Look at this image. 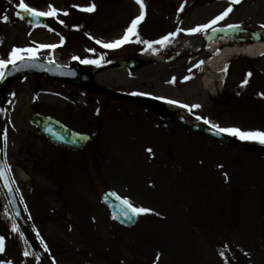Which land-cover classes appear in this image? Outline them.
I'll use <instances>...</instances> for the list:
<instances>
[{
    "label": "rangeland",
    "instance_id": "rangeland-1",
    "mask_svg": "<svg viewBox=\"0 0 264 264\" xmlns=\"http://www.w3.org/2000/svg\"><path fill=\"white\" fill-rule=\"evenodd\" d=\"M25 2L44 11L51 4L69 15L48 17L49 31L18 17L19 0H0V59H7L13 47L60 44L63 36L62 46L41 49L37 55L54 59L57 52L59 63L86 68L97 66L73 57L103 56L98 68L104 64L107 69L96 80L112 94L34 73L17 79L8 90L7 115L0 121L3 138L7 134L5 158L32 235L48 248L45 264H264V145L233 136L256 149L218 143L173 120L184 112L195 122L207 118L221 127L264 130V54L233 58L223 86L207 92L193 81L199 80L198 68L207 58L204 36L212 29L187 34L229 6L233 10L213 28L237 24L264 33V0L231 5L230 0H150L138 26L141 40H158L181 29L166 45H153L155 54L142 42L118 49L95 43L123 35L139 15L135 0ZM91 3L96 4L94 13L72 7ZM185 4L190 7L181 11ZM3 15L9 17L7 23ZM127 57H139L143 65L135 70L120 66ZM181 104L201 107L190 112ZM34 112L56 116L92 135L93 142L83 152L47 142L30 122ZM106 189L160 215H141L134 227H122L102 201ZM13 225L18 231H11ZM0 236L5 237L0 254L5 264H39L31 254L23 256L30 248L28 237L16 225L1 187Z\"/></svg>",
    "mask_w": 264,
    "mask_h": 264
},
{
    "label": "water",
    "instance_id": "water-1",
    "mask_svg": "<svg viewBox=\"0 0 264 264\" xmlns=\"http://www.w3.org/2000/svg\"><path fill=\"white\" fill-rule=\"evenodd\" d=\"M17 14L19 17L27 23L38 24L41 26H47L48 21L46 17H40L38 20L33 19L29 14L17 9ZM250 32L255 40L262 39V35L257 31H249L243 27H224L219 28L216 31H212L208 36L207 40L210 41L222 36L235 37L238 42H244L245 38H240L241 33ZM124 64L128 65L130 68H136L140 65V62L137 59H131L124 61ZM29 73H38L42 76L57 78L67 82H72L76 84L85 85L87 87H92L91 77L93 71L82 69L81 67L74 65L71 67L59 65L57 63H49L47 60L41 59L39 56L35 62H26L20 61L17 62V65H9L8 68L4 71L3 79H0V118L5 116L4 102L7 98V90L10 84L17 78L25 76ZM175 122L189 129L192 132L201 133L209 138L217 140L226 144H235L242 148L254 149L245 143L236 142L232 137L226 134L215 135V130L204 123H189L182 114H179L175 118ZM31 123L36 125L40 135L46 140L58 145L64 146L73 150L81 151L84 150L89 143L92 141L90 135L85 133H80L70 129L64 123H62L57 118L52 116L44 115L42 113H34L31 116ZM0 172H3V175L0 176V184L2 190L8 200L9 207L12 211L14 220L17 222L18 226L26 232L28 235L31 245L34 252L38 255L39 260L42 264L45 263L44 250L40 245H38L32 237L31 225L28 221L24 206L19 197L18 191L15 188L13 181L11 179L10 173L8 171L5 157H4V145L2 142V136L0 135ZM109 193H113L110 190H106L102 198L105 203L109 206L113 214L116 216V219L124 226H133L137 217L132 220H125L121 215L122 205L120 200L116 199L115 196H109Z\"/></svg>",
    "mask_w": 264,
    "mask_h": 264
},
{
    "label": "snow or ice",
    "instance_id": "snow-or-ice-1",
    "mask_svg": "<svg viewBox=\"0 0 264 264\" xmlns=\"http://www.w3.org/2000/svg\"><path fill=\"white\" fill-rule=\"evenodd\" d=\"M135 2L139 5V15L136 16L134 19L131 20L129 26L125 29L123 35L116 40H112L110 42H104L102 40L96 39L95 43L98 44L101 48L104 49H118L122 47L125 44H129L132 42L135 43H143L146 46V49L152 50L153 54H155V50L153 49V45H166L169 43L172 39L175 38L177 33L181 31V29L177 28L175 32H171L162 38L154 41H149V40H141L138 32V26L141 24V22L145 19L146 16V6L144 3V0H135ZM241 0H230V5L231 4H238L240 3ZM18 7L21 11L29 14L33 19L38 20L40 17H50V18H57L59 15L63 16H68L69 13L67 11L64 12H59L57 8H55L53 5L49 4L48 5V10L47 11H39L34 7H30L25 0H19ZM72 7L78 8L80 12L84 13H94L97 8L95 3H91L86 7H80L78 5H73ZM181 11L183 10V6H181ZM232 7L229 6L226 8L223 12H221L219 15L215 16L209 23L199 25L197 27H193L189 30H187V34L193 35L196 33L204 32L208 29H212L213 31H216L217 29H214L213 26L216 25L219 21L224 20L229 13L232 11ZM9 20V17L7 15L2 16V21L4 23H7ZM60 24H63V20H58ZM229 27H239V25H229ZM262 28H264V24L261 25ZM53 29L49 28V31H52ZM57 35H59L57 33ZM85 35H88L85 33ZM89 39H93L92 36H88ZM135 38V40L133 39ZM64 43V37L60 36V44H38L35 45L34 47H13L11 51L7 54V59H0V79H3L4 77V71L6 68H8L9 65H17V62L20 61H26V62H35L38 58L37 53L41 49H56L57 47L62 46ZM86 51H94L92 49H86ZM74 60H79L81 64H94L96 66L100 65V62L104 59L103 56L99 58V60H93V59H80L79 57L74 56ZM54 61L49 60V63H53ZM203 63V62H201ZM198 66V65H197ZM191 71V70H190ZM252 73L249 72L246 75V78L244 79L242 83V87L248 83V78L251 77ZM190 77H185L184 79L187 80ZM131 95H144L143 93H136L133 92ZM264 96V93L261 94ZM169 104L176 103V101L168 100L166 101ZM180 107L188 108L189 111L191 112L192 109H198L201 107L199 104H194L191 106L181 104L179 105ZM196 120H201L202 117L196 116ZM203 123L204 124H209V120L207 118H203ZM210 127L215 130L214 134L215 135H221V134H226L229 136H233L238 138L239 140L242 141H251V142H256L261 145H264V130H242L239 127H221L219 124H210ZM4 139L6 142L7 139V134L6 131L4 133ZM150 154L152 153V149L148 148L146 149ZM3 175V172H0V176ZM109 196H115L116 199L120 200V203L122 205V211L121 215L124 217L125 220H132L135 217L145 215V214H152V215H157L159 216L160 213L155 212L153 209L148 208V207H143V206H134L132 201L127 198H121L116 195V193H109ZM112 219L115 220L116 216L113 215ZM12 232L18 231L17 227L13 225ZM39 235V234H37ZM40 243L43 245L44 241L41 239ZM45 251H48L47 246L45 245ZM5 252V237L0 236V254ZM30 254L28 251L23 252V256L28 257ZM220 255L223 257V253H220ZM244 255L247 257L249 253L244 252ZM156 260H159V253L157 254ZM0 264H5L3 260H0ZM8 264H11V262H8ZM53 264H55V261H53Z\"/></svg>",
    "mask_w": 264,
    "mask_h": 264
},
{
    "label": "bare ground",
    "instance_id": "bare-ground-1",
    "mask_svg": "<svg viewBox=\"0 0 264 264\" xmlns=\"http://www.w3.org/2000/svg\"><path fill=\"white\" fill-rule=\"evenodd\" d=\"M205 53H207V58L203 61L198 70L200 79L193 81V83H201L203 89L207 92H214L220 88L223 82L228 61L238 55L255 57L264 54V41L239 46L224 38H219L208 45V49L205 50ZM54 59L60 62V55L57 52L54 55ZM27 251L34 256L29 247Z\"/></svg>",
    "mask_w": 264,
    "mask_h": 264
},
{
    "label": "flooded vegetation",
    "instance_id": "flooded-vegetation-1",
    "mask_svg": "<svg viewBox=\"0 0 264 264\" xmlns=\"http://www.w3.org/2000/svg\"><path fill=\"white\" fill-rule=\"evenodd\" d=\"M170 5H171V3H170ZM174 7V6H173ZM187 7H190V4L189 5H186L185 4V6L183 7V8H187ZM169 9H171L170 7H169ZM190 8H188V10H189ZM186 12H187V10H186ZM95 67V66H94ZM95 68H97V67H95ZM105 69H107V67L105 66V67H101V69H97L96 70V73H95V76H97L99 73H102L103 71H105ZM94 91H96V92H100V90H98V89H95Z\"/></svg>",
    "mask_w": 264,
    "mask_h": 264
}]
</instances>
